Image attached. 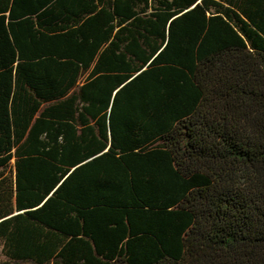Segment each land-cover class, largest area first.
I'll return each instance as SVG.
<instances>
[{"label": "trees", "instance_id": "1", "mask_svg": "<svg viewBox=\"0 0 264 264\" xmlns=\"http://www.w3.org/2000/svg\"><path fill=\"white\" fill-rule=\"evenodd\" d=\"M0 264H264V0H0Z\"/></svg>", "mask_w": 264, "mask_h": 264}]
</instances>
